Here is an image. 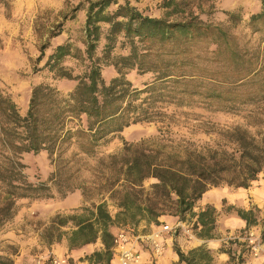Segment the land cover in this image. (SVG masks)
Returning <instances> with one entry per match:
<instances>
[{
    "label": "rangeland",
    "instance_id": "374dc122",
    "mask_svg": "<svg viewBox=\"0 0 264 264\" xmlns=\"http://www.w3.org/2000/svg\"><path fill=\"white\" fill-rule=\"evenodd\" d=\"M87 1L98 0H0V91L12 99L21 115L26 113L31 89L40 83H50L62 94L72 90L73 82L51 80L49 73L41 70L44 60L38 63L37 58L39 49L45 44L50 45L45 50V56L55 46L65 42L73 48H82ZM114 2H128L151 18L174 22L195 16L206 24L221 25L228 31L229 48L214 56V45L201 43L195 47L196 54L201 56L196 63L207 67L211 81L197 79L195 87V84H181L168 99L161 102L154 100L148 119L108 135L98 143L93 153H81L77 143H72L65 147L63 159L55 164L51 163L46 152L22 155L19 162L24 166L22 174L26 181L45 187L38 197H8L11 180H6L3 172L10 155L0 141V208L13 203L9 218L0 217V264H51L53 257L65 258L68 264H77L59 255L57 246H54L66 241L63 235L60 242L56 238L68 229L54 230L58 227L51 222L57 216L80 214L83 208L108 198L102 175L108 170L109 157L121 154L125 145L176 152L207 148L230 150L229 136L236 127L247 130L258 139L264 138V71L248 81H234L231 71L238 61L232 60L229 55L237 50V54L244 52L248 58H256L264 65V43L260 42L259 34H253L247 26L249 17L261 11L264 0ZM115 8L116 5H111L108 10ZM230 14L239 17L235 25L228 21ZM103 44L101 40L100 49ZM125 54L120 44L112 51L113 57ZM215 57L225 63L214 62ZM65 65L73 69L75 75L82 71L81 67L76 68L73 60H67ZM115 75L112 66L102 69V76L107 82ZM126 78L137 90L152 81L151 74L137 75L134 71L129 72ZM209 89L213 96L210 99L203 95ZM140 97L147 98L144 95ZM14 161L17 163V157ZM14 174L17 175V172ZM154 182L147 180L144 186ZM218 191L223 197L221 210L212 207L215 213H209L214 224L208 223L204 227L206 233L195 224L196 217H186L181 222L170 216L161 217L157 225L145 227L141 223L134 232L124 231L131 245L141 254L137 264H186L179 261L177 250L190 259L196 256L192 264H264V172L246 189L222 186L218 187ZM74 193L81 195L83 206L68 210L63 202ZM233 200L235 203L231 202ZM107 203L108 211L114 216L117 209L113 202L107 200ZM239 210H252L255 224L247 228L236 213ZM193 212L198 214L201 211L195 205ZM165 225L171 231L161 234L158 242L163 252L156 256L145 238ZM170 250L177 255L174 262L167 255ZM112 251L109 264H117ZM192 251L196 253L191 255ZM99 264L105 262L100 261Z\"/></svg>",
    "mask_w": 264,
    "mask_h": 264
},
{
    "label": "trees",
    "instance_id": "16d2710c",
    "mask_svg": "<svg viewBox=\"0 0 264 264\" xmlns=\"http://www.w3.org/2000/svg\"><path fill=\"white\" fill-rule=\"evenodd\" d=\"M111 5L116 8L108 10ZM238 20L237 15L228 16L233 25ZM247 26L264 43V2L261 11L249 17ZM83 32L82 48L65 42L47 56L49 44L39 49L37 62L44 60L41 70L49 73L51 80L74 83L67 94L50 83H40L31 89L26 113L21 115L12 99L0 91V141L10 155L3 172L5 179L11 180L8 197H38L45 190L44 185L26 181L22 174L24 166L19 162L22 155L46 152L55 164L63 159L66 146L72 143H77L81 153H93L108 135L148 119L154 100L168 99L181 84L195 87L197 79L211 81L207 67L196 63L201 56L196 54L195 47L201 43L214 45V56L229 48L228 31L221 25L206 24L195 16L174 22L151 18L128 2L117 4L114 0L87 1ZM101 40L104 44L100 49ZM117 44L126 51L125 55L112 56ZM236 51L229 53L232 60L238 61L231 71L234 81H248L264 71L261 61ZM67 60H73L76 68L81 67V73L75 75L73 69L66 67ZM213 61L225 63L220 58ZM105 66H112L116 74L108 82L102 76ZM131 71L137 75L151 74V83L137 90L126 78ZM211 93L209 89L203 95L210 99ZM140 95L147 98L141 99ZM229 137L230 150L176 152L125 145L121 154L109 157L108 170L102 175L108 198L83 208L80 214L54 218L51 223L58 227L54 230L68 229L56 241L65 236L69 250L99 241L102 249L89 259L93 264H109L113 256V228L134 232L141 223L145 227L157 225L165 216L181 222L186 217H196L195 224L206 233L204 227L214 224L209 212H215L210 206L198 214L193 212L202 196L209 189L222 186L246 189L264 172V138L258 139L240 127L234 128ZM147 180L155 182L145 187ZM107 200L117 209L114 216L108 211ZM12 206L11 202L0 208L2 219L9 218ZM236 213L247 228L255 224L252 210ZM176 253L180 262L195 261L196 256L190 259L178 250Z\"/></svg>",
    "mask_w": 264,
    "mask_h": 264
},
{
    "label": "crops",
    "instance_id": "0c3cea01",
    "mask_svg": "<svg viewBox=\"0 0 264 264\" xmlns=\"http://www.w3.org/2000/svg\"><path fill=\"white\" fill-rule=\"evenodd\" d=\"M222 198H223L222 194L219 193L218 188L209 189L195 205L199 207L200 211H203L206 206H211L215 210L220 211ZM231 202L235 203L234 200ZM63 203L64 205L67 206L68 210L69 209L73 210V209H78L83 206V199L80 194L74 193L73 195L65 198ZM111 231L115 235L119 230H117L116 228H113L111 229ZM54 246H57L56 250L59 252V255L66 256L72 262H77V264H93V262L90 261L89 258L94 252H98L102 249V245L99 241L93 244L83 246L81 248L73 249V250H69L67 242L65 240L61 241L60 243ZM132 246L135 248V250H137V248L134 245ZM167 255L170 257L172 262H174L177 259V255L171 252V250L167 253ZM140 257H141V254H140Z\"/></svg>",
    "mask_w": 264,
    "mask_h": 264
},
{
    "label": "built area",
    "instance_id": "2783aa9c",
    "mask_svg": "<svg viewBox=\"0 0 264 264\" xmlns=\"http://www.w3.org/2000/svg\"><path fill=\"white\" fill-rule=\"evenodd\" d=\"M170 231L171 230L169 226L165 225L161 228V230L145 238V241H147L150 245V248L154 255H162L163 247L161 243L158 242V239L162 237L161 234H166ZM113 250L117 264H137L139 262L140 255L138 254L137 250H135V248L131 245L129 237L124 231H118L114 235ZM51 264H68V261L65 258L53 257L51 259Z\"/></svg>",
    "mask_w": 264,
    "mask_h": 264
}]
</instances>
